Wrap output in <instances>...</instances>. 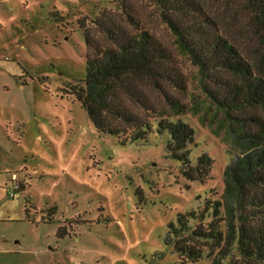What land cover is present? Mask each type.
<instances>
[{
	"label": "rangeland",
	"instance_id": "obj_1",
	"mask_svg": "<svg viewBox=\"0 0 264 264\" xmlns=\"http://www.w3.org/2000/svg\"><path fill=\"white\" fill-rule=\"evenodd\" d=\"M113 2L0 0V264H176L168 224L222 194L228 147L203 125V113L185 117L197 131L193 160L207 153L215 161L200 184L166 159V137L123 146L66 93L87 75L80 18L92 30ZM142 17L175 49L151 8ZM177 62L188 92L176 96L194 107L204 99L197 70L183 56ZM204 112L208 121L215 114ZM14 175L23 190L11 198Z\"/></svg>",
	"mask_w": 264,
	"mask_h": 264
},
{
	"label": "trees",
	"instance_id": "obj_2",
	"mask_svg": "<svg viewBox=\"0 0 264 264\" xmlns=\"http://www.w3.org/2000/svg\"><path fill=\"white\" fill-rule=\"evenodd\" d=\"M113 1L115 10H100L92 30L80 18L87 75L66 93L100 134L123 146L166 137V159L200 184L215 161L207 153L193 160L197 131L185 117L203 113V125L228 147L223 191L199 210L178 213L165 244L176 264H264V0ZM147 7L175 49L145 25ZM177 55L197 70L204 99L194 107L176 96L188 92ZM205 109L215 113L210 121Z\"/></svg>",
	"mask_w": 264,
	"mask_h": 264
},
{
	"label": "built area",
	"instance_id": "obj_3",
	"mask_svg": "<svg viewBox=\"0 0 264 264\" xmlns=\"http://www.w3.org/2000/svg\"><path fill=\"white\" fill-rule=\"evenodd\" d=\"M12 184H11V191H10V197L11 198H14L15 197V194L17 193V191L20 189L21 187V184L19 183L18 179L16 178V175H14L12 177V180H11Z\"/></svg>",
	"mask_w": 264,
	"mask_h": 264
},
{
	"label": "crops",
	"instance_id": "obj_4",
	"mask_svg": "<svg viewBox=\"0 0 264 264\" xmlns=\"http://www.w3.org/2000/svg\"><path fill=\"white\" fill-rule=\"evenodd\" d=\"M6 251L4 250V249H2V248H0V255L1 254H4Z\"/></svg>",
	"mask_w": 264,
	"mask_h": 264
}]
</instances>
